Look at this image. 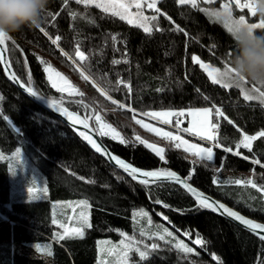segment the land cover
Wrapping results in <instances>:
<instances>
[{
	"label": "trees",
	"instance_id": "1",
	"mask_svg": "<svg viewBox=\"0 0 264 264\" xmlns=\"http://www.w3.org/2000/svg\"><path fill=\"white\" fill-rule=\"evenodd\" d=\"M157 4L161 13L156 14L158 20L154 23L159 30L155 27L149 35L94 6L85 7L76 0H49L40 28L53 39L59 35V47L52 45L40 28L25 26L12 33L5 45L13 69L31 88L88 116L98 134L96 116L101 124L114 127L126 144L110 136L101 139L122 159L142 169L164 168L184 177L192 175L195 186L264 223V193L231 182L251 178L264 185V168L252 162L259 159L264 164V138L253 142L251 152L240 149L241 156L234 154L235 144L244 133L254 135L264 130V105L245 101L234 86L224 89L214 85L192 61L196 55L216 66L232 62L236 42L224 26L191 5H180L178 0H159ZM177 25L182 31L176 30ZM257 34H264V30ZM77 50L87 59L81 61ZM41 60L66 77L76 91L69 95L53 89ZM81 72L89 77L87 81ZM202 107L221 108L227 120L218 118V140L224 147L233 148L232 153L223 147L214 148L211 162L193 163L197 159L189 158L190 153L174 148L173 142L136 123L137 117L154 122L143 115L145 112ZM122 114L130 120L124 121ZM0 124L15 148L21 149L42 173L47 188L44 198H13L10 161L0 158V222L5 218L12 221L10 240L0 241V264H50L44 258L17 253L14 243L49 244L52 264H100L98 241H118L120 232L134 233L133 213L139 208H146L155 220L182 236L185 231L191 232L190 242L199 235L205 244L201 247L194 243L195 251L188 255L166 243L152 250L146 261L135 264H264V241L216 212L199 209L179 185L150 182L145 186L127 177L97 154L80 131L12 85L1 62ZM185 125L187 121L182 127ZM137 136L162 144L167 163L140 144ZM244 156L249 158L245 160ZM68 199H86L91 204L92 227L85 229L83 238L55 237L54 202ZM164 204L171 207L165 208Z\"/></svg>",
	"mask_w": 264,
	"mask_h": 264
},
{
	"label": "snow or ice",
	"instance_id": "2",
	"mask_svg": "<svg viewBox=\"0 0 264 264\" xmlns=\"http://www.w3.org/2000/svg\"><path fill=\"white\" fill-rule=\"evenodd\" d=\"M157 2L158 0H76L77 4H83L85 7L94 6L102 13L108 14L112 17H118L119 20L126 22L133 27L142 29L143 32L148 33L149 35H151L154 27L159 30L158 26L153 25L152 23L158 20V16H147L144 13V9L148 8L152 9L155 13H161L160 8L157 7ZM178 2L180 5H191L193 9H199V11L206 13L211 18H214V20L222 22L223 26L232 35L237 33L244 26L256 30H264V18H260L259 22L257 23H249L244 14H241L238 17H234L233 7L241 10V12L244 9H247L252 16H255L256 12L251 4V0H225V2L221 4L219 8L200 7L201 0H178ZM202 2L207 5H212L216 3V0H202ZM133 9H135V11H133ZM168 19L171 20V17H168ZM176 30L182 31V29L179 28V25L176 26ZM40 31L49 38L52 45H56L57 47H59L58 41H60L61 39L59 35H57L53 39L44 30V28H40ZM11 39L12 38L9 35L0 34V46H5L6 42L10 41ZM115 39L116 37L113 36V40ZM2 51L3 48H0V52ZM61 51H63V49H61ZM64 55L67 56L68 53L64 52ZM76 56H78L81 61L87 59L84 52L79 50H77ZM192 61L194 64H198L200 68L207 73V76L210 78L211 82L214 85H219L224 89H231L233 86H235V88L241 91L243 99L245 101H259L261 105H264V90H262L260 87H256L255 85H253L251 89L245 88L248 80L238 79L234 75L232 66L226 65L224 67V70L222 71L220 67H213L211 64L205 63L200 59L199 56L196 55L192 56ZM0 62L6 64L7 60L3 56H0ZM40 62L42 64H45L44 71L48 73V81L51 83V87L53 89H55L59 93L67 92L69 95H71L73 91H76V89H74V87L67 81V78L64 77L60 72H58L51 64H47L43 60H41ZM114 63H120V61H114ZM81 75L83 76L84 80L87 81L89 79L88 76L83 75V72H81ZM12 79L19 82L15 75L12 76ZM29 79H31L30 74ZM119 83L123 84L124 82L120 81ZM260 83L264 84V81ZM126 87H129L130 90V86L126 85ZM101 91L103 92L104 90L101 89ZM28 92L33 96H38V93L36 91H33L32 88H29ZM50 103L57 112H61L64 116H66L73 125L79 123L83 125L84 129H89L88 116L80 119L77 114L69 112L67 109H62L57 101L53 100L50 101ZM120 107L123 108V105H121ZM143 115L151 116L152 119L157 120L164 125H174V127L177 129V134H174L170 131L162 132L159 128L150 127L148 124L142 123L141 120H136L137 124H140L148 131L155 133L157 136H160L164 140L174 142V148H182L184 152L190 153L192 157L197 158V160L193 161V163H196L197 161H213L215 156L213 150L214 148L223 147V150L225 152H233L232 147H224L218 140L217 133L220 128L218 118L224 117V119L227 120V117L220 108L205 107L189 109L187 111H175L169 109L145 112ZM185 116L191 117L189 127H182L183 121L180 118ZM213 116L217 118L215 121L213 119ZM173 117H175L174 121ZM95 119L98 125L97 130L100 137L110 136L113 140H118V142L121 144L127 143V141L120 135L119 132L116 131L114 127H112L110 124L102 125L99 116H96ZM228 123L231 124L233 122L231 120H228ZM105 128L110 129V131H105ZM179 132L187 133L192 137H198L199 140L209 142L212 146L203 147L200 144L191 143L189 142V140H185L181 135H179ZM80 135L91 145L93 149H95L97 153H103L107 155V150L105 148H102L101 145L97 143L96 140L92 139L91 136L87 135L86 132H81ZM260 138H264V131H259L254 135L244 133L242 139H240L239 142L235 144L234 154L236 156H241L242 153L240 149H247L249 152H251L253 150V142ZM136 140L139 141L140 144H143L145 147L154 152L161 161L167 163V160L165 158V148L159 147L155 143H149L148 141L141 139L139 136L136 137ZM14 155L20 156V149H17ZM0 158H2V156H0ZM243 158L247 160L249 157L244 156ZM110 159L114 160L115 164L118 165L119 168L127 173L128 176H130L133 180H137L138 177H144V179L139 180V182L145 186H148L150 182L160 180H166L173 184L180 185L186 191V193L190 194L191 197L194 198L196 206L199 209L211 210L212 212L226 215L233 220L238 221L246 229L250 230L252 233L257 234L261 241H264V234H261L264 233V223H257L251 219H248L245 216L241 215L238 211H234L232 208L227 207L225 204L213 200L211 197L205 195L204 192L199 191L190 183L193 178L192 175H189L187 178H182L175 171L167 170L164 168L142 171L138 167H134L131 163L125 162L123 159L117 156H111ZM252 162L264 168V164H261V161L259 159H253ZM231 182L236 185H250L251 188L256 189L258 192L264 193V185H258L254 179H236ZM214 183H217V181H214ZM28 191L30 199L37 198L33 187H29ZM155 203L159 204L162 202L160 200H156ZM80 204L85 208L90 207L86 200L80 201ZM163 206L165 208L171 207L168 204H164ZM137 216L148 217V223H152L151 217L149 216L148 212L142 209L139 212L133 213V219H135ZM164 219L167 220L168 218L164 217ZM52 223L54 225L57 224V219L53 218ZM169 223H171V221H169ZM80 224V227L70 229L66 227L65 224L60 223V228L64 229V234L60 236V239H64L66 236L73 238H83L85 234V228L92 227L91 223L89 222L88 216L84 213H81ZM119 234L123 237V239L119 241V244L112 245L110 241H100V252H107L108 255L115 256L117 258V264H129L130 253L138 254V258L141 262H144L148 259V252L142 250L140 246L143 244V241H139L135 236L128 235L124 232H120ZM140 235L144 236V231H141ZM155 235L160 241H164L165 243H170V240L167 238L175 239V237L173 236V232L169 231L168 228H164L162 233H156ZM183 235L187 236L189 240H191L193 234L191 232L185 231ZM151 238L152 237H149V239ZM193 243L203 247L205 241L201 239L199 235H196ZM104 245L111 246L105 249V247H103ZM144 247H150L151 250L155 252L160 248V245L157 243H151L150 245H144ZM37 248L39 249L40 246H37ZM176 248L183 253L193 252V248L185 244L183 240H180L176 244ZM214 259L219 261V257H214ZM100 264H106V262L102 260Z\"/></svg>",
	"mask_w": 264,
	"mask_h": 264
},
{
	"label": "rangeland",
	"instance_id": "3",
	"mask_svg": "<svg viewBox=\"0 0 264 264\" xmlns=\"http://www.w3.org/2000/svg\"><path fill=\"white\" fill-rule=\"evenodd\" d=\"M224 2H225V0H216L215 4L207 5V4H204L201 0L200 5H201V7L219 8L220 5L223 4ZM133 11H135V9H133ZM144 13L147 16H152V15L157 14L152 9H148V8L144 9ZM233 14H234V17H238L239 15L244 14L249 23H257V22H259V19L261 18L258 14H256L255 16H252L251 13L247 9H244L241 12V10L236 9L235 7H233ZM211 19L217 23H220L223 26L222 22L216 21V20H214V18H211ZM152 23H153V25H155L154 22H152ZM154 28H153V30H154ZM258 30H260V29H257V31ZM205 63H209V62H205ZM209 64H211L213 67H220L222 71L224 70V67L226 65L232 66L231 62L224 63L221 66H216L212 63H209ZM47 76H48V73H47ZM253 85H255L256 87H260L262 90H264V84H261L259 81H250V80H248V83L245 85V88L251 89L253 87ZM202 108H205V107H202ZM208 108H210V107H208ZM217 108H220V107H217ZM189 109H195V108H189ZM189 109H185V111H187ZM150 119H152V117ZM180 119L183 122L187 121L186 127L190 126V121H191L190 116L181 117ZM136 120H140V119H138V117H137ZM154 121L155 122L145 119L142 121V123L148 124L150 127L159 128V129H161L162 132L163 131H170V132H173L174 134H177V129L174 127V125H173V127L175 130L168 128V127L166 128V127L160 125L161 123L157 120H154ZM106 130L109 131L110 129L106 128ZM262 131H264V130H262ZM178 134L181 135L185 140H189V142H191V143H197L203 147L212 146L211 143L206 142V141H201V140H199L198 137H189L188 134L184 135L181 132H179ZM146 141H148L149 143H155V144L159 145L160 147L163 146L162 144L160 145L158 142L156 143V142L149 141V140H146ZM15 147L16 146L13 143L12 138L9 136V134L5 130V128L0 124V150H2L4 152V153H2L0 151V156H2V158H8L10 161V170H11L10 175H11V180H12V190H11L12 197L13 198H20V199H30L28 189H29V187H33L34 192L36 193V197H37L35 199L44 198L46 196V193H47V188H46V183H45V180H44L42 173L39 171V169L37 167H35L34 165H32L30 163V161L28 160V157L26 156V154L21 149H20V151H21L20 156L14 155L16 153V150H17ZM188 157L192 158V159H197L195 157H192L191 154L188 155ZM219 171H220V169L217 170V174ZM83 200H86V199H68V200H59V201L54 202L53 218L57 219V221H58V223L55 224V228H56L55 229V235H56L55 237L56 238H60V236L64 234V229L60 228V226H59L60 223L65 224L66 227H68L70 229L80 227L81 226V224H80L81 213L86 214L88 216L89 222H90L91 204L88 200H86L88 202V204L90 205V207L85 208L80 204V201H83ZM141 209L148 212L149 216L151 217L152 223L151 224L148 223V217L137 216L134 219V222H135L134 233H131V234L127 233V234L135 236L136 239L139 241H143V244L140 245L142 250H145L148 252V254H150V252L152 251L151 248L150 247L145 248L144 245H150L151 243H157L161 246L163 244H166L164 241H160L158 239V237L155 235L156 233H162L164 228H168L169 231L173 232V236L175 237V239H173V238H167V239L170 240V243L172 245H174V247H176V244L180 240H183L185 244H187L189 247L192 248V245L194 244L193 241H191V242L188 241L187 236H181L176 230H174L173 228H171L170 226H168L164 222L155 220L153 218L151 212L149 210H147L146 208L136 209L135 212H139ZM11 225H12V221L8 218H5L2 222H0V241L10 240V238H11ZM141 231H144V233H145L144 236L140 235ZM149 237H152V238L149 239ZM121 239H123V237L121 235H120V239L118 241H113V240L105 239V238L100 239L98 241L99 249L101 247V245L99 244L100 241H110L112 243V245H116V244H119V241ZM13 246H14L15 251L17 253L24 254V255H27L30 257L44 258L50 264H52V262H53L52 257L50 256V249H49L50 246L47 243H36V244L14 243ZM37 246H40V248L38 249ZM110 246L111 245H104L103 247H105V249H107ZM194 251L195 250L193 249V252ZM186 254L190 255V253H186ZM102 260L105 261L106 264H117V258L115 256L108 255L107 252L101 253L99 250V263ZM136 261H140L138 258V254L130 253L129 264H135ZM141 264H165V263H162L160 261H155V262L151 261V262H146V263H141Z\"/></svg>",
	"mask_w": 264,
	"mask_h": 264
},
{
	"label": "clouds",
	"instance_id": "4",
	"mask_svg": "<svg viewBox=\"0 0 264 264\" xmlns=\"http://www.w3.org/2000/svg\"><path fill=\"white\" fill-rule=\"evenodd\" d=\"M49 0H0V34L11 35L25 26L39 29L42 13ZM251 4L261 18H264V0H251ZM236 52L232 57V69L238 79L264 81V34L256 29L242 27L233 35ZM124 121L130 117L122 114Z\"/></svg>",
	"mask_w": 264,
	"mask_h": 264
},
{
	"label": "water",
	"instance_id": "5",
	"mask_svg": "<svg viewBox=\"0 0 264 264\" xmlns=\"http://www.w3.org/2000/svg\"><path fill=\"white\" fill-rule=\"evenodd\" d=\"M0 48H3V51L0 52V56H3L6 60H7V63H3L1 62V65H2V68L4 70V73H5V76L7 78V80L12 84L14 85L22 94H24L26 97H28L30 100H32L33 102H35L37 105L41 106L42 108H44L46 111H48L49 113H51L52 115H54L55 117H57L58 119H60L61 121H63L65 124L69 125L70 127L74 128L75 130L77 131H80V132H86L87 135L91 136L92 139L96 140L97 143H99L101 145L102 148H105L107 150V155L103 154V153H97L94 149V151L99 154L100 156H102L109 164H111L113 167L117 168L119 171H121L123 174H125L127 177L131 178L130 176H128L127 173H125L122 169L119 168L118 165L115 164V161L114 160H111L110 157L111 156H117L119 157L118 155H116L115 153H113L108 147L107 145L103 142V140L101 139V137L99 136V134L97 133V131L94 129V127L89 123V129H84L83 125L77 123L75 125H73L71 123V121H69L67 119L66 116H64L61 112H57L55 110V108H53L51 106V103L50 101H53L52 99L44 96L43 94L39 93L38 91H36L35 89L32 88L33 91H36L38 93V96H33L31 95L29 92H28V89L31 88L29 85H27L17 74L16 72L14 71L13 69V66H12V63L10 61V58H9V55L7 53V50H6V46H0ZM15 75V77L18 79L19 82L17 81H14L12 79V76ZM23 85V86H21ZM59 106L62 108V109H67L69 112H72V113H75L77 114L80 119H83L84 116L73 110V109H70V108H67L63 105H61L60 103H58ZM121 158V157H119ZM122 159V158H121ZM124 160V159H123ZM125 162H128L126 160H124ZM130 163V162H128ZM133 165V164H132ZM134 167H137L135 165H133ZM139 168V167H138ZM141 169L142 171H149L148 169H142V168H139ZM177 173V172H176ZM179 176H181L182 178H187V177H184L182 176L181 174L177 173ZM132 179V178H131ZM141 179H144V177H138V181L141 180ZM150 179V178H149ZM154 182H167V183H171L169 181H166V180H160V181H154ZM190 183L196 188L198 189L199 191H202L205 193V195L211 197L213 200H216V201H219L223 204H225L227 207H230L232 208L234 211H238L241 215L245 216L246 218L248 219H251L257 223H261L260 221L244 214L243 212L239 211L238 209H236L235 207L229 205L228 203H226L225 201L221 200V199H218L217 197L203 191L202 189H200L199 187L195 186L191 181ZM180 186V185H179ZM219 215L229 219L230 221H232L233 223L237 224L238 226L242 227L243 229H245L246 231L250 232L251 234L255 235L256 237H258L257 234L255 233H252L250 230L246 229L243 225H241L238 221H235L233 220L232 218L226 216V215H222L220 213H218ZM261 234H264V233H261ZM259 238V237H258Z\"/></svg>",
	"mask_w": 264,
	"mask_h": 264
},
{
	"label": "bare ground",
	"instance_id": "6",
	"mask_svg": "<svg viewBox=\"0 0 264 264\" xmlns=\"http://www.w3.org/2000/svg\"><path fill=\"white\" fill-rule=\"evenodd\" d=\"M155 122V121H154ZM185 126H187V125H185ZM182 134H184V135H187V133H183V132H181ZM188 136H190L189 134H188ZM196 140V139H195ZM198 141V140H197ZM182 236V235H181ZM185 240V239H184ZM189 241V240H188Z\"/></svg>",
	"mask_w": 264,
	"mask_h": 264
},
{
	"label": "crops",
	"instance_id": "7",
	"mask_svg": "<svg viewBox=\"0 0 264 264\" xmlns=\"http://www.w3.org/2000/svg\"><path fill=\"white\" fill-rule=\"evenodd\" d=\"M159 146V145H158ZM160 147V146H159Z\"/></svg>",
	"mask_w": 264,
	"mask_h": 264
}]
</instances>
